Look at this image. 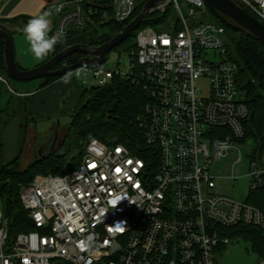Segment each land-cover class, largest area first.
<instances>
[{
	"label": "built area",
	"instance_id": "obj_1",
	"mask_svg": "<svg viewBox=\"0 0 264 264\" xmlns=\"http://www.w3.org/2000/svg\"><path fill=\"white\" fill-rule=\"evenodd\" d=\"M232 1L264 23V0ZM138 5L63 0L44 13L59 16L55 35L64 38L96 24L95 18L123 23ZM206 7L204 0H160L151 14L163 17L171 8L174 15L137 33L126 72L77 70H83L84 84L91 75L93 87L114 79L143 85L148 102L138 126L154 153L93 138L73 172L39 175L24 185L20 199L36 230L10 242L9 222L0 211V264H218V248L231 244L220 228L264 230L261 210L216 191L213 164L237 149L250 110L226 28L196 21ZM202 80L206 92L198 86ZM0 81L14 92L6 77ZM249 177L253 188L264 185L263 159L251 162Z\"/></svg>",
	"mask_w": 264,
	"mask_h": 264
},
{
	"label": "trees",
	"instance_id": "obj_2",
	"mask_svg": "<svg viewBox=\"0 0 264 264\" xmlns=\"http://www.w3.org/2000/svg\"><path fill=\"white\" fill-rule=\"evenodd\" d=\"M147 2L148 0H139L133 16L123 23L102 24L97 23L98 20L95 18L96 24L83 30H72L64 38L58 37V42L51 51L49 59L70 46L84 44L96 47L109 42L142 12ZM241 7L252 14L245 6L241 5ZM172 15L174 12L171 8L163 17H159L156 13L150 14L139 29L119 46L120 50L126 54L135 50L136 36L140 30L156 26L157 22H166ZM215 19L218 24L226 28L231 57L239 65V88L250 110L249 117L243 123L246 134L240 143L252 138L255 142L252 162L260 163L264 156V44L251 33L235 26H228L216 17ZM19 20L29 22L31 19L21 16L10 20L9 23H16ZM0 27L8 31L4 23H0ZM51 36L56 35L52 33ZM82 57V54L68 56L57 65L56 69L74 65ZM18 68L21 69L19 66ZM0 76H5L4 46L1 40ZM60 77L62 76L46 78L45 84H50ZM5 92H9V89L0 81V98ZM147 102L148 94L143 85L131 81L114 79L108 86L85 89L80 104L70 113L71 122L65 138V142L68 140L71 142L72 133L76 131L82 142V150L75 151L71 148L70 153L63 156L45 154L26 168H22L20 158L4 163L0 138V201L4 217L9 222L10 242H13L20 233L36 230L20 199L22 187L31 183L39 175H66L73 172L79 166L85 147L91 139H99L109 146L123 144L131 149L139 148L141 151H149L145 147L138 126V120L144 116ZM1 114L2 111L0 116ZM245 201L264 213V185L255 188L250 185ZM220 232L222 236L230 238L231 244L234 240H243L248 245L247 249L255 253L260 261H264V230L262 228L240 224L231 228L222 227ZM228 246L222 245L218 248L217 254L224 253ZM55 264L69 263L56 261Z\"/></svg>",
	"mask_w": 264,
	"mask_h": 264
},
{
	"label": "rangeland",
	"instance_id": "obj_3",
	"mask_svg": "<svg viewBox=\"0 0 264 264\" xmlns=\"http://www.w3.org/2000/svg\"><path fill=\"white\" fill-rule=\"evenodd\" d=\"M186 14V9L184 8ZM196 21H206L213 22L219 26L216 22L214 13L206 7L203 14L197 15ZM230 23H234L232 20H228ZM234 25V24H233ZM55 33V32H54ZM230 40V37H229ZM228 48L229 44H228ZM121 47L112 51L103 65L105 69L115 70L117 68L122 69L124 72L128 70L130 65V58L126 53L120 50ZM230 52V49H229ZM231 53V52H230ZM78 72V71H77ZM76 72V73H77ZM77 80V89L79 93L86 88H91L95 85L94 79L90 74H87L84 79L82 74L80 76L75 75ZM43 79L35 80L32 82L19 83L13 81V87L18 92L30 91L31 89L27 87L29 84H34V82L42 81ZM198 86L202 88L204 92L208 89V82L202 80L198 83ZM70 97L67 94L63 97L60 108L54 111L46 112H32V102H24L22 99L15 98L13 103L12 95L8 92H5L0 98V111L2 114L0 116V134L2 135L3 131L13 118H15L18 110L22 104L27 108L26 111V122L29 125L28 139L23 147V154L21 157L22 168H26L37 158L42 157L45 154H55L57 156H63L70 153L71 142L64 141L67 133H60L59 131L67 127L71 122V110L74 108L71 101L67 102V99ZM65 102H67L65 104ZM64 110L68 112L64 113ZM30 132H32L33 138L30 140ZM59 134V135H58ZM42 144L46 145V150L43 151ZM21 148V146H20ZM19 150L17 148L11 149L4 146V158L3 161L8 163L17 157ZM255 148V142L252 138H249L244 143L237 145V149L233 153H230L226 158L222 159L219 162H214L213 164V173L219 179L216 180L217 193L221 195L228 196L234 200L244 202L249 194L250 189V177L249 173L251 170V162L253 158V152ZM6 154V156H5ZM264 160V156H263ZM235 176L237 179L234 181L230 180L232 176ZM0 211H3V206L0 201ZM248 245L241 239L234 240L232 244L228 246V249L217 256L218 264H259V257L253 253L251 250L247 249Z\"/></svg>",
	"mask_w": 264,
	"mask_h": 264
},
{
	"label": "crops",
	"instance_id": "obj_4",
	"mask_svg": "<svg viewBox=\"0 0 264 264\" xmlns=\"http://www.w3.org/2000/svg\"><path fill=\"white\" fill-rule=\"evenodd\" d=\"M62 1L63 0H0V23H4L5 27L12 35L15 62L22 70H31L44 64L49 60L51 52L42 60L36 59L30 50V45L24 33V28L28 22L19 20L16 23L11 24L9 23L10 20L21 16H26L27 18L32 19L43 14L44 8L48 6L54 7ZM49 19L51 21L49 35L51 36V34L54 33L57 28L59 16L56 14H51L49 15ZM75 75L76 71L71 73L70 83L67 84L63 82V79L65 76H69V74L62 76L47 85L45 84V79L39 82H34V84H29L27 86L31 90L27 91L26 93L18 92L13 87V83L10 82V86L14 90L13 92L8 88V93L12 95V101L10 103H13L15 98L20 99V101L23 99L24 102H32V112L40 113L54 111L60 108L63 97L69 94L70 97L67 99V102L71 101L72 106H74V108L71 110L73 111L80 104L82 93L84 91L82 90L81 93H79V90L76 87L78 84V79ZM6 86L8 87V85ZM67 102H65V104ZM26 111L27 108L24 104H22L15 118L6 124V128L2 135L0 134L3 150L5 145L7 148H17V150H19L18 148L21 146L17 157H15V159L20 158V163L23 154L22 145L26 144L29 131V125L26 122ZM65 112L68 111L64 110V113ZM68 126L69 125L62 128L59 131V134L67 133ZM33 135L34 134L30 132V140L33 138ZM64 141L65 138L63 139V142ZM42 148H44L43 151L46 150V145L42 144ZM2 154L4 158V151Z\"/></svg>",
	"mask_w": 264,
	"mask_h": 264
},
{
	"label": "water",
	"instance_id": "obj_5",
	"mask_svg": "<svg viewBox=\"0 0 264 264\" xmlns=\"http://www.w3.org/2000/svg\"><path fill=\"white\" fill-rule=\"evenodd\" d=\"M160 0H149L142 12L134 18L121 32L116 34L109 42L100 46L92 47L84 44L70 46L59 52L44 64L31 69H19L14 57L13 40L10 33L0 27V40L4 46V67L5 76L9 82H32L39 79L59 77L71 74L81 68L100 67L107 60L108 55L116 48L121 46L151 14L153 7ZM206 6L214 13L215 17L228 26H235L243 29L264 44V23L260 22L253 15L239 7L232 0H204ZM228 20H232L234 25ZM73 54H82V59L71 66L56 69L57 65L66 57ZM66 140V139H65ZM71 148L75 151L82 149V142L76 131L72 133Z\"/></svg>",
	"mask_w": 264,
	"mask_h": 264
},
{
	"label": "clouds",
	"instance_id": "obj_6",
	"mask_svg": "<svg viewBox=\"0 0 264 264\" xmlns=\"http://www.w3.org/2000/svg\"><path fill=\"white\" fill-rule=\"evenodd\" d=\"M50 24L49 13L45 12L32 18L24 28L30 50L38 60L44 59L53 51L58 42V37L49 35ZM82 71H78L76 75L80 76ZM70 77L71 74L65 76L63 82L66 84L70 83Z\"/></svg>",
	"mask_w": 264,
	"mask_h": 264
},
{
	"label": "snow or ice",
	"instance_id": "obj_7",
	"mask_svg": "<svg viewBox=\"0 0 264 264\" xmlns=\"http://www.w3.org/2000/svg\"><path fill=\"white\" fill-rule=\"evenodd\" d=\"M117 171H119V169Z\"/></svg>",
	"mask_w": 264,
	"mask_h": 264
}]
</instances>
